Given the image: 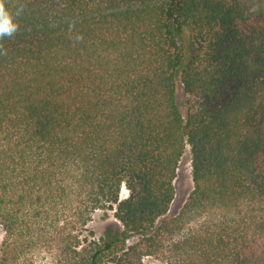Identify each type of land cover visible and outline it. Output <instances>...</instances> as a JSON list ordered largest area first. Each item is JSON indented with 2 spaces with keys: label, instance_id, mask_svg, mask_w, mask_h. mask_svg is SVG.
Masks as SVG:
<instances>
[{
  "label": "trees",
  "instance_id": "obj_1",
  "mask_svg": "<svg viewBox=\"0 0 264 264\" xmlns=\"http://www.w3.org/2000/svg\"><path fill=\"white\" fill-rule=\"evenodd\" d=\"M0 2V264H264V0Z\"/></svg>",
  "mask_w": 264,
  "mask_h": 264
},
{
  "label": "rangeland",
  "instance_id": "obj_2",
  "mask_svg": "<svg viewBox=\"0 0 264 264\" xmlns=\"http://www.w3.org/2000/svg\"><path fill=\"white\" fill-rule=\"evenodd\" d=\"M258 2V1H257ZM254 3V2H253ZM256 3V2H255ZM178 99L182 110L186 113V95L184 94L182 89L178 91ZM192 165H191V156L189 153V149L185 153L182 162L180 164L178 177L175 181L176 187V197L171 207V214L176 213L180 207L185 203L190 191L193 188V180H192ZM129 194L125 183L122 185L120 197L125 198ZM90 228L94 230L95 237L99 238L105 235L108 232L118 233L122 229L121 223L113 216L112 210L97 211L94 215L93 220L90 223ZM4 232L0 225V244L3 240ZM133 239H131L132 241ZM145 264H161L151 257L145 258Z\"/></svg>",
  "mask_w": 264,
  "mask_h": 264
},
{
  "label": "clouds",
  "instance_id": "obj_3",
  "mask_svg": "<svg viewBox=\"0 0 264 264\" xmlns=\"http://www.w3.org/2000/svg\"><path fill=\"white\" fill-rule=\"evenodd\" d=\"M15 15H19V11ZM17 30L14 15L0 2V37H11Z\"/></svg>",
  "mask_w": 264,
  "mask_h": 264
}]
</instances>
